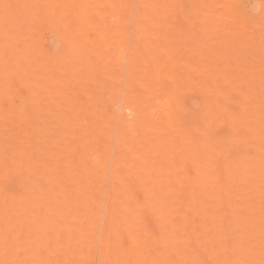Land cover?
<instances>
[{
  "label": "bare ground",
  "instance_id": "6f19581e",
  "mask_svg": "<svg viewBox=\"0 0 264 264\" xmlns=\"http://www.w3.org/2000/svg\"><path fill=\"white\" fill-rule=\"evenodd\" d=\"M0 264H264V0H0Z\"/></svg>",
  "mask_w": 264,
  "mask_h": 264
}]
</instances>
